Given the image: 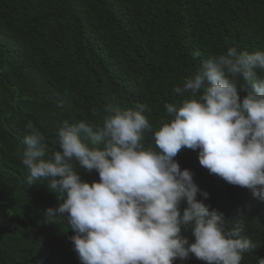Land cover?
<instances>
[{"label":"trees","instance_id":"16d2710c","mask_svg":"<svg viewBox=\"0 0 264 264\" xmlns=\"http://www.w3.org/2000/svg\"><path fill=\"white\" fill-rule=\"evenodd\" d=\"M230 46L264 50V0H0V264H80L66 221L42 215L59 203L48 179L26 183L20 153L28 125L58 150L64 119L98 122L105 106L146 103L158 128L169 119L164 105L184 98L174 87ZM175 159L229 226L244 220V234L258 246L241 264H256V255L264 257V203L209 174L195 150ZM78 171L98 179L94 170ZM174 264L204 262L190 256Z\"/></svg>","mask_w":264,"mask_h":264},{"label":"clouds","instance_id":"9594fccd","mask_svg":"<svg viewBox=\"0 0 264 264\" xmlns=\"http://www.w3.org/2000/svg\"><path fill=\"white\" fill-rule=\"evenodd\" d=\"M174 92L184 98L164 105L169 119L158 128L145 115L152 111L146 103L105 106L98 122L64 119L58 150L27 126L20 153L26 183L48 179L59 203L42 215L46 222L66 221L80 264H174L190 256L241 264L245 253H255L244 220L229 226L222 212L210 209L209 193L175 157L185 148L197 151L209 174L264 203V50L230 46L210 55ZM147 133L152 143L146 146ZM79 168L94 170L98 179H82Z\"/></svg>","mask_w":264,"mask_h":264}]
</instances>
